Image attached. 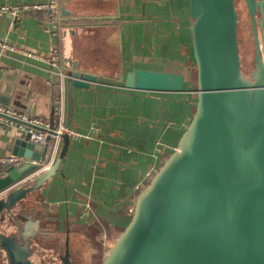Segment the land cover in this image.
<instances>
[{"label": "crops", "instance_id": "obj_1", "mask_svg": "<svg viewBox=\"0 0 264 264\" xmlns=\"http://www.w3.org/2000/svg\"><path fill=\"white\" fill-rule=\"evenodd\" d=\"M45 1L0 0V6ZM63 6L70 13L63 14L59 0L62 23L55 32L44 25L45 9L0 13L1 39L42 54L56 46L63 72L75 64L96 75L95 82L72 91V130L59 167L34 189L14 193L9 209L1 207L0 264H100L103 251L97 255L92 243L118 237L140 185L176 150L195 111L189 0H64ZM132 67L181 73L186 90L126 88ZM0 89L10 93L7 105L53 122L60 100L66 122V77L59 81L47 61L0 54ZM18 133L15 125L0 124V156L12 153ZM61 148L62 140H48L35 168L0 191V201L29 188Z\"/></svg>", "mask_w": 264, "mask_h": 264}, {"label": "water", "instance_id": "obj_2", "mask_svg": "<svg viewBox=\"0 0 264 264\" xmlns=\"http://www.w3.org/2000/svg\"><path fill=\"white\" fill-rule=\"evenodd\" d=\"M234 1L189 0L194 114L176 150L141 190L130 221L100 264H264V0H244L254 46L248 75L240 69ZM73 65L66 72L67 130L72 129L74 87L96 81L95 74ZM183 82L181 73L132 67L123 86L180 92L186 90ZM10 101V93L0 89V103ZM68 140L64 132L54 164L29 188L0 201V211L13 205L15 194L34 189L55 172ZM46 145L28 142L19 129L11 152L38 161ZM34 168L28 162L0 163V191Z\"/></svg>", "mask_w": 264, "mask_h": 264}, {"label": "built area", "instance_id": "obj_3", "mask_svg": "<svg viewBox=\"0 0 264 264\" xmlns=\"http://www.w3.org/2000/svg\"><path fill=\"white\" fill-rule=\"evenodd\" d=\"M31 9H45V27L52 32L58 31L60 29L62 19L59 12V0H46L43 3L35 4L22 3L15 5H4L0 6V13H10L14 16H18L20 13ZM6 51H14L22 53L26 56L41 58L48 62L51 72L54 76L59 78V81H62L63 78L66 77V72H63L60 68L62 64V56L56 46H53L48 53L42 54L34 50H28L22 46L0 38V54L5 53ZM53 115L55 122H53L52 119L50 120V118L47 119L45 117L28 114L7 104L0 103V124L7 126L15 125L18 129L23 130L27 134L28 142H32L43 147L50 139H54L55 141L62 140V134L64 132L69 133L72 130H67L65 126L64 109L63 106L60 105V100L57 101L53 109ZM27 160L28 159L24 156L12 153L5 157L0 156V163L10 162L19 164ZM29 162H36L37 164V161L32 159H30ZM145 186L146 185H140L142 188ZM130 211L132 212V209Z\"/></svg>", "mask_w": 264, "mask_h": 264}, {"label": "rangeland", "instance_id": "obj_4", "mask_svg": "<svg viewBox=\"0 0 264 264\" xmlns=\"http://www.w3.org/2000/svg\"><path fill=\"white\" fill-rule=\"evenodd\" d=\"M235 6L238 11V20H237V38H238V49L240 55V69L244 75H248L253 67V54H254V46L252 40V33L248 19V13L246 12L245 5L241 0L235 1ZM104 239V238H103ZM112 241L108 242L101 241L98 243H92L94 249H97L96 254L98 255V251H103V258L108 252V249L112 245ZM101 259V261L103 260ZM100 263V259L97 260Z\"/></svg>", "mask_w": 264, "mask_h": 264}, {"label": "flooded vegetation", "instance_id": "obj_5", "mask_svg": "<svg viewBox=\"0 0 264 264\" xmlns=\"http://www.w3.org/2000/svg\"><path fill=\"white\" fill-rule=\"evenodd\" d=\"M235 1H238V0H235ZM235 1H234V3H235ZM241 1L244 3L246 12L248 13L247 7H246V4H245V1L244 0H241ZM235 8H236V6H235ZM236 12H237V20H238V11H237V8H236ZM248 19H249V14H248ZM256 19H258V14L257 13H256ZM249 24H250V20H249Z\"/></svg>", "mask_w": 264, "mask_h": 264}, {"label": "trees", "instance_id": "obj_6", "mask_svg": "<svg viewBox=\"0 0 264 264\" xmlns=\"http://www.w3.org/2000/svg\"><path fill=\"white\" fill-rule=\"evenodd\" d=\"M251 28V27H250ZM252 33V32H251ZM48 147V146H47ZM47 151V150H46Z\"/></svg>", "mask_w": 264, "mask_h": 264}]
</instances>
